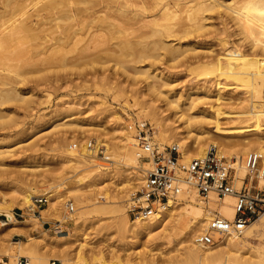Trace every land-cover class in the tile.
I'll list each match as a JSON object with an SVG mask.
<instances>
[{
  "label": "rangeland",
  "instance_id": "obj_1",
  "mask_svg": "<svg viewBox=\"0 0 264 264\" xmlns=\"http://www.w3.org/2000/svg\"><path fill=\"white\" fill-rule=\"evenodd\" d=\"M48 1L29 0V11H39ZM197 1L79 0L71 8L76 18L72 30L47 36L38 41L36 48L31 45L33 42L29 43L32 57L18 65L19 75L12 74L16 97L0 103V210L11 206L13 216L25 222V225L0 230V261L16 264L24 257L28 264H49L52 260L61 264L192 263L184 260L185 246L190 241L181 239L177 231L164 236L162 230L156 229L135 237L128 227L124 229L119 224L115 210L119 208L127 214L133 195L143 186L134 185L136 178L144 179L148 164L140 161L137 168H132L130 160H119L112 143L119 139L118 126H124L136 139L135 131L129 126L142 122L152 142L158 145L157 151L176 145L173 139L159 143V128L149 115L141 113L143 109L169 118V123L174 122V111L166 104L171 93H179L184 102L192 91V81L213 77H205L203 71L191 74V69L202 62L214 68L218 58L230 52L236 55L238 51L242 53L237 55L242 54L247 60L252 57L251 60L264 61V49L250 45L234 21H230V16H225L228 13L223 15L226 9H221L223 14L221 10L203 14L196 11ZM230 1L221 0L223 5ZM245 1L233 0L232 6L244 12L243 15L250 13L248 24L254 34L257 24H264V17L254 12L252 5L246 6ZM66 11L67 8L62 12ZM56 14L47 16L42 24L33 16L34 26L39 30L48 28L57 22L59 14ZM202 22L204 26L198 30ZM162 42L166 47L180 44V51L171 53L164 49ZM144 72L160 73L172 83V89L162 87L161 93L152 92ZM244 87L227 92L233 101L240 100L234 111L247 110L251 102L259 106L264 101V89L252 94ZM201 109L197 103L189 112ZM250 124L242 122L232 126ZM254 138L248 134L245 140L235 139L236 146L231 153H224L222 157L236 163L231 172L235 191L247 185L264 195V181L256 178L250 184L244 166L246 155L254 150L239 153L242 148L246 149L242 143ZM89 141H94L95 147H88ZM99 141L110 147L112 164L106 169L101 167L98 158L92 162L91 154ZM208 146L215 147L211 142ZM239 159L244 167L240 178ZM226 197L211 194L203 202L192 196L193 205L201 213L213 216L220 215V206ZM38 198H46L50 207H56L61 200V214L43 210L46 204L35 203ZM231 200L232 207L234 199ZM69 202L74 207L70 214ZM262 214L264 211L250 224ZM6 219L0 214V222ZM127 219L136 222L128 215ZM25 235L35 237V243L20 257L6 256L5 249L13 248V242L26 241ZM30 256L38 259L33 262Z\"/></svg>",
  "mask_w": 264,
  "mask_h": 264
},
{
  "label": "bare ground",
  "instance_id": "obj_2",
  "mask_svg": "<svg viewBox=\"0 0 264 264\" xmlns=\"http://www.w3.org/2000/svg\"><path fill=\"white\" fill-rule=\"evenodd\" d=\"M78 1L79 0H49L39 11L30 12L29 0H0V103L10 102L16 97L17 90L14 88L12 80L14 79V76L16 77L19 75L18 65L25 59H30V57H32L30 53L32 50L30 51L28 49L30 47L29 43L33 42L31 45L36 48L38 44H40L38 42L39 40L42 41L47 36L51 37V35L55 33L63 34L64 32L72 30L75 27L76 18L75 13L71 8ZM112 1L118 2L119 0ZM232 2L233 0L230 1L229 4L227 3V5H223L221 0H198V8L196 11H201L200 13L203 14H210L214 11L219 13L221 9H226V11L221 10L220 12H225L224 14L223 12L221 14L225 15L228 13V15L225 16H230L229 18H231V20H229L231 22L234 21L233 24H235L245 35V38L250 45L254 48L259 47L260 50L264 49V24L258 23L256 26L257 31L253 34L251 29H249L250 26L248 24V21H250L249 18H251L249 15L250 13L246 12L245 14L247 15H243L242 13L244 12H241L240 9L235 6L233 8ZM245 2L247 3L246 6L252 5L254 8H252V10L259 16L264 17V0H246ZM65 8H67V11L62 12ZM56 12H58L59 15L56 18L57 22L53 25H51V23V26L48 28L41 27V30L34 26L32 21L33 16L38 17L39 24H42L47 16L56 14ZM206 19L208 18L206 17L203 20ZM203 26L204 23H199L197 29L201 30ZM252 34L253 36H251ZM177 43L166 47L162 42V45H165V50L169 49L168 51L176 54L180 51L178 48L180 44ZM234 48L235 47H233V49ZM237 53H235L236 55H234V53L232 54V52L227 54L223 53L224 55L222 58H215V60H217L214 68L209 67L212 65L208 66L205 62H202L196 68L190 70L191 74H194L196 71H203L202 74L205 77H213L204 79L201 82L197 81L196 83L195 81H192L190 84L192 86V91L184 102L181 101L179 93H176L175 95H172L171 93L166 104L174 111V122L171 121V123H169V118H165L160 114L148 113L146 109H143L141 113L149 115L151 120L159 128L157 133L159 143L173 139L172 141L176 145L170 147H175L177 149L179 164H187L195 159H203L207 154V150L210 147H213L208 146V148H206L210 142L215 145V149L217 147V155L222 157L224 153L228 155L231 153V150L236 146H234L235 139H243L248 136V134L255 136L251 142L247 139L248 142L244 141V143H242L246 149L242 148L239 153L243 155L246 150H254V153L259 156V162L261 164L260 169H258L259 164L256 169L257 176L260 181H264V101H260L261 104L259 106H256L251 102L250 108L238 112L234 110L239 106L240 100L233 101L230 97H227L228 91L231 90L232 92L241 86L249 88L252 94L256 93L258 90L264 89V61H260L257 58L251 60V57L249 58L253 61L251 62L242 54L237 55ZM224 57L225 60H223ZM221 60H223L225 64ZM226 66L229 67V69H226ZM144 73L147 80H149L147 83L148 89L152 92L161 93L160 90L162 87H168L169 90L172 89V83H170L168 79H165L160 73ZM159 80H161L160 84L157 83ZM194 101L197 102L198 105H201L202 109L197 110L195 113H190L197 105ZM226 107L230 108L231 111H228ZM184 111L190 112L184 115ZM242 122L251 124L243 127L232 126L233 124ZM176 123L178 124L175 125ZM139 125L142 126L144 124L141 122ZM227 125H229V127ZM118 128L121 133L118 135V141L112 143L113 150L117 156H120V161L130 160L132 168H137L140 162V148L137 140L124 129V126H118ZM129 129H133L132 125L129 126ZM213 138H215V141L212 142ZM151 143L154 149H158L157 144L152 141ZM98 144L103 145L106 148V151L110 148L102 141H99L96 144V147ZM95 150L91 154L92 162L98 158L95 154ZM235 151L236 150H234V152ZM227 161L231 162L229 160ZM235 165L236 163L233 164L234 169ZM237 169L239 171L238 177H243L244 167L242 166L241 159H239ZM111 172L114 174L115 170L113 169ZM138 178H136L137 181L134 185H143L144 179ZM181 178L182 183L185 186L186 181L184 180L183 174L181 175ZM239 184L240 182L238 181L237 185ZM193 195L196 200L199 199L203 201L197 196L196 191L190 190L186 195L187 198L181 196L177 201L165 204L164 207L159 208L155 216L142 221L129 222L125 211L119 208L115 210V213L117 214L119 224L124 229L128 227V230L135 237L141 234H149L156 229L162 230L164 236H171L174 231H177L181 239L187 238V240L190 241V243L185 246L184 252V260L192 261L190 264H264V214L253 223H249L250 225L248 224L240 233L234 231H230L225 235L214 233L213 236L220 239L219 244L215 246H204L198 243L196 239L205 232L209 221L213 217L219 216L228 221L233 220L235 214L233 207L235 197L233 194L226 195L227 197L223 199L220 206V215L215 214L213 216L212 213H201L199 209L193 205ZM231 198L234 199L233 208L231 207ZM43 201L46 204V207L43 210L58 215L61 214V200L58 201L56 207H50L49 201L46 198L35 199V203ZM11 211V206L0 210V214L7 217L6 221L0 222L2 223L0 228L1 231H4L7 227L15 228L21 224L25 225V222L18 221ZM209 217L211 218L209 219ZM204 225L205 227H203ZM197 232L199 233L194 237V234ZM22 234L20 233L19 235ZM25 236L27 238L26 241L20 240L18 242H13V248L5 249L6 252H4L6 256H12V254H15L16 257H20L28 246L35 243V237L29 235ZM193 237L194 242L192 240ZM30 259L34 262L38 258L30 256ZM149 264L155 263L150 262Z\"/></svg>",
  "mask_w": 264,
  "mask_h": 264
},
{
  "label": "built area",
  "instance_id": "obj_3",
  "mask_svg": "<svg viewBox=\"0 0 264 264\" xmlns=\"http://www.w3.org/2000/svg\"><path fill=\"white\" fill-rule=\"evenodd\" d=\"M138 146L140 148L139 160L147 163L148 168L144 170V184L140 191H137L127 209V215L132 221H142L156 215L159 208L169 202H175L181 196L187 198L190 190L196 191L197 196L203 201L208 200L210 194L219 198L233 194L234 218L228 221L219 216L213 217L205 232L196 239L204 246H215L219 240L213 234H227L230 231L242 232L244 228L264 211V195L252 191V186L245 185L239 191H235L232 183V161L228 162L217 155L216 149L210 147L203 159H195L187 164H179L178 151L175 147L165 148L157 151L152 146V138L146 129V124L140 126L133 124ZM76 145H73L75 148ZM88 147H95L94 141L88 142ZM95 154L100 160L103 169L112 164L109 152L103 145H97ZM259 156L251 152L245 158V167L249 175V183L257 178L256 169L259 164ZM186 181L182 183L181 175ZM41 203V202H40ZM68 213H73L74 207L67 204ZM0 264H4L0 261ZM16 264H28L24 257L19 258ZM49 264H60L52 260Z\"/></svg>",
  "mask_w": 264,
  "mask_h": 264
}]
</instances>
